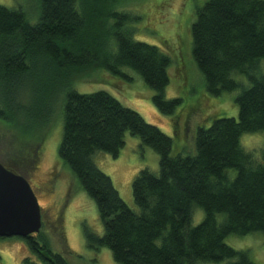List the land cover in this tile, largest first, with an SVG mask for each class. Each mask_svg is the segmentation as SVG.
Segmentation results:
<instances>
[{"label": "trees", "instance_id": "trees-1", "mask_svg": "<svg viewBox=\"0 0 264 264\" xmlns=\"http://www.w3.org/2000/svg\"><path fill=\"white\" fill-rule=\"evenodd\" d=\"M30 1L32 10L0 4V123L7 141L0 163L30 181L44 138L36 132L50 124L63 98L58 155L103 225L101 234L84 233L90 250L106 247L118 264H255L225 238L264 235V148L258 157L240 142L244 133L264 131V0H207L197 9L193 60L210 95L240 89L238 114L198 126L194 152L176 154L171 137L107 91L71 88L75 72L101 67L124 76L120 68L128 67L154 90L160 111L171 114L180 103L165 95L168 51L136 38L138 16L123 0ZM210 108L205 121L217 114ZM126 132L159 155L157 173L141 169L132 180L137 211L93 161L96 151L117 157ZM34 139L38 145L31 146ZM197 207L203 218L193 225ZM38 233L23 238L29 252L45 264H69Z\"/></svg>", "mask_w": 264, "mask_h": 264}, {"label": "rangeland", "instance_id": "rangeland-1", "mask_svg": "<svg viewBox=\"0 0 264 264\" xmlns=\"http://www.w3.org/2000/svg\"><path fill=\"white\" fill-rule=\"evenodd\" d=\"M206 1L123 0V8L138 16L132 23L136 27V38L168 51L172 59L165 95L167 98L181 99L173 113H163L155 106L152 99L154 90L138 72L128 67L120 68L124 76L113 74L101 67L91 69L78 77V72H75L71 88L81 93L107 91L123 105L137 111L146 122L157 126L171 137L173 154L193 153L198 126H208L214 117L237 118L235 97L240 92L238 88L219 96L210 95L193 60L190 27L197 9ZM30 3V0H0V4L7 7L22 5L25 9L32 10L33 4L30 6ZM240 78L245 86L250 84L244 76ZM61 100V107L57 103L54 105L55 116L50 124L45 130L36 132L39 136L44 134L41 143L38 145V139H34L31 144L38 145L39 156L38 169L32 173L30 181L28 180L41 208L42 226L38 234H43L52 250L65 257L69 264H118L108 248L92 251L86 246L84 233L91 231L101 234L103 225L94 201L81 188L67 163L58 155L62 137L63 98ZM209 105L210 111L217 109V114L211 117L209 115V120L205 121ZM2 129L4 126L0 123V149H5L7 141ZM240 142L244 149L254 150L259 157V150L264 148V131L244 133ZM93 161L110 177L127 206L137 211L132 196V180L141 169L147 168L157 173L159 155L149 146L143 145L137 136L126 132L124 146L117 157L104 151H96ZM234 174L235 171L231 170L229 176L233 177ZM218 217L222 219L221 215ZM202 218L203 212L197 207L192 216V224L199 223ZM225 242L235 249L246 250L255 264H264L262 233L253 232L242 236L231 234L225 238ZM26 258L28 262H25ZM0 264L45 263L29 252L23 238L13 236L0 239Z\"/></svg>", "mask_w": 264, "mask_h": 264}, {"label": "water", "instance_id": "water-1", "mask_svg": "<svg viewBox=\"0 0 264 264\" xmlns=\"http://www.w3.org/2000/svg\"><path fill=\"white\" fill-rule=\"evenodd\" d=\"M41 226V208L28 179L0 163V238H25Z\"/></svg>", "mask_w": 264, "mask_h": 264}]
</instances>
